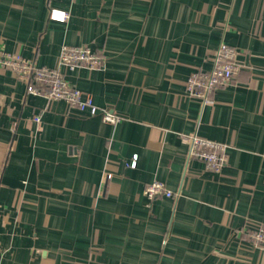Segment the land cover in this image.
Here are the masks:
<instances>
[{
	"label": "crops",
	"instance_id": "obj_1",
	"mask_svg": "<svg viewBox=\"0 0 264 264\" xmlns=\"http://www.w3.org/2000/svg\"><path fill=\"white\" fill-rule=\"evenodd\" d=\"M221 43L242 69L202 106L185 84ZM65 45L104 57L63 72L122 121L0 70V264H264L245 231L264 224V0H0L5 52L55 68ZM191 133L227 147L220 173ZM154 180L178 196L149 202Z\"/></svg>",
	"mask_w": 264,
	"mask_h": 264
},
{
	"label": "built area",
	"instance_id": "obj_2",
	"mask_svg": "<svg viewBox=\"0 0 264 264\" xmlns=\"http://www.w3.org/2000/svg\"><path fill=\"white\" fill-rule=\"evenodd\" d=\"M72 2L74 0H67ZM68 13L51 10L49 18L56 21H65ZM104 57L91 50L87 45L62 46L58 66L55 68L38 67L29 59L17 53H8L0 48V70L8 71L19 82L25 85L28 95L44 98L46 101H63L70 108L88 116H99L106 124L116 125L122 119L108 108L98 107L94 104L92 96L71 86L63 72L64 69L72 71L83 67L88 70H99L104 65ZM242 69L238 61V52L223 43L216 49L211 67L208 71H195L187 78L186 94L198 99L202 106L213 104L210 94L216 88L227 87ZM35 123L40 117L33 118ZM188 143V158L202 162L205 168L213 173H220L227 165V147L191 133L184 136ZM135 165V159L130 166ZM111 174L105 179L110 180ZM143 195L149 202L157 198H176L178 193L170 191L165 183L154 180L148 183ZM246 234L251 246L264 251V224H246Z\"/></svg>",
	"mask_w": 264,
	"mask_h": 264
}]
</instances>
